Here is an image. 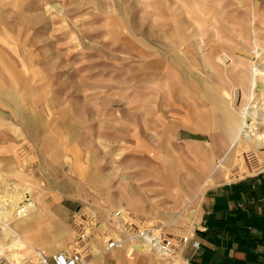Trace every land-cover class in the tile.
I'll return each mask as SVG.
<instances>
[{
  "label": "rangeland",
  "instance_id": "374dc122",
  "mask_svg": "<svg viewBox=\"0 0 264 264\" xmlns=\"http://www.w3.org/2000/svg\"><path fill=\"white\" fill-rule=\"evenodd\" d=\"M254 12L260 17L253 19ZM263 19L264 0H0V103L27 123L44 161L39 169H0V264H38L39 253L59 250L82 252L86 264L95 253L107 258L102 264H189L184 252L187 246L199 252L194 243L201 244L207 189L228 181L222 168L232 174L242 168L235 159L221 161L211 184L201 180L194 166L203 159L184 153L192 143L173 127V96L203 84L201 93L211 97L198 105L236 109L241 118L249 96H236L235 88L248 91L255 50L239 35L250 31L264 40ZM217 62L221 68L212 73ZM223 126L228 132L224 118ZM140 167L149 174V211L125 206L126 191L138 193ZM260 170L264 162L251 174ZM35 179L41 185L33 186ZM11 195L19 206L29 201L30 246L40 252L11 246L6 231L25 242L16 224L30 215L16 211L7 225ZM115 209L161 225L175 246L181 243L176 255L163 258L150 247L136 252L141 246L129 240L101 253Z\"/></svg>",
  "mask_w": 264,
  "mask_h": 264
},
{
  "label": "crops",
  "instance_id": "0c3cea01",
  "mask_svg": "<svg viewBox=\"0 0 264 264\" xmlns=\"http://www.w3.org/2000/svg\"><path fill=\"white\" fill-rule=\"evenodd\" d=\"M239 37L244 40L240 35ZM226 59L221 58L223 63L228 65L225 61L229 58ZM220 64L219 62L216 63V66L212 68V73L221 68ZM198 85L200 86L197 88H192L193 86H189L187 89L182 88L181 91L183 93H174L173 96L174 118L176 119L173 127L178 130V138L192 143L185 146L188 149L184 148V153L193 154L197 158L196 162L198 160V163L202 162L201 159L204 161L203 164L194 166V169L200 172V177H202V179H192L191 186L195 187L199 184V179H207L205 183L211 184L216 177L215 174L221 172L217 165L219 162L224 161L234 145L240 119L239 112L236 109L225 108L227 110L224 112V108L221 106L206 107L205 105H198L207 102L211 97L209 96L207 99L208 95L201 93L206 88L203 84ZM215 89L222 90L224 97L228 94V90L225 87L221 89V86L216 85ZM184 91H188V93H184ZM216 99H219L217 95ZM186 102H188L187 105H185ZM193 102L195 105H193ZM223 118L230 128L228 132L231 134V143L228 149L230 136H228V132L223 126ZM28 135L29 128L27 123L15 120L6 111L1 102L0 169L28 171L31 168L32 170L33 168H43L44 161L40 157L41 153H38L36 148L31 145ZM226 149L227 151L225 152ZM224 152V156L212 167L214 157H219ZM145 170L142 167L137 169L140 173L135 174L134 178L138 193L132 197V194L126 191L127 205L125 206L149 211L147 202L151 191L149 189L150 179L148 173L142 172ZM32 182L33 186L41 185L38 184L39 182L36 179L32 180ZM27 199L30 200L31 198L27 197ZM30 203L33 204L32 201ZM117 210L121 209L112 210V214ZM32 215L30 212L27 218L21 219L16 224L22 236L25 237L26 250L31 248V254L43 250L30 246L32 245L31 242L33 243V239L28 228L32 226ZM65 217L62 216V219L66 220ZM202 218L204 226L203 230L199 232L201 235L199 252L193 251L191 246H187L184 252V255L190 261L189 264H264V170L237 180L216 182L206 191L203 200ZM20 223L22 225H19ZM42 246L40 245V247ZM46 247L49 249L51 246L48 245ZM136 250V252L144 251L140 248H136ZM119 252H112V257H117L116 254H119ZM54 254L49 253L48 255L46 252L44 253L50 259L53 258ZM99 254H92L89 264H102L107 259L104 256L99 257ZM122 261L118 260L120 264ZM124 264H133V261L126 259Z\"/></svg>",
  "mask_w": 264,
  "mask_h": 264
},
{
  "label": "bare ground",
  "instance_id": "6f19581e",
  "mask_svg": "<svg viewBox=\"0 0 264 264\" xmlns=\"http://www.w3.org/2000/svg\"><path fill=\"white\" fill-rule=\"evenodd\" d=\"M255 13L256 12H254L253 14L252 17L253 19L260 17ZM241 37L244 40L246 39L247 42L254 44L252 46L253 49L255 50V55L253 57L254 58L253 66H252L253 70L251 76L250 75L245 76V80L247 79V82H249V84L248 83L246 84L248 85L247 87L248 91H246L242 87L235 88V94L236 96L238 95L240 98L242 96L244 97L246 92H248L249 102L245 104L243 102L242 105L240 106L242 115L241 118L239 119L238 134L235 138L233 148L230 150V152L224 159L225 163L223 164L224 166H227V164L229 165L231 160L235 159L237 163L241 165L242 169L232 174V172L231 173L230 171L227 172L228 170L225 171V169L222 168L221 170L225 172L224 177L228 181H232L233 179L244 177L247 174H251V172L253 173V171L256 172V170H258V168L261 167V165L264 162V158L262 157L264 151H261V149L264 148V130H263L264 129V66L262 65V63H264V46H262L264 40L258 39L256 37L255 32H250V31L248 33L244 31V34L243 36L241 35ZM258 60H260L261 63H258ZM242 139L251 142L252 144H254V147H250V145L244 143ZM249 162L253 163V167L248 166ZM255 162L257 163L255 164ZM30 207L31 206L29 204V201L25 205L19 206L17 198L11 195V203L6 213V217H8L7 225L9 226L12 220L16 218L13 217L16 211H17V217L19 218L27 217L31 212ZM6 232L8 236H10L11 238L12 247L16 249H23L26 247L27 243H25L23 239L20 238L21 236L18 237L9 228ZM140 249L148 251L150 248L148 246H141ZM182 263L187 264L188 262L187 260H183Z\"/></svg>",
  "mask_w": 264,
  "mask_h": 264
},
{
  "label": "built area",
  "instance_id": "2783aa9c",
  "mask_svg": "<svg viewBox=\"0 0 264 264\" xmlns=\"http://www.w3.org/2000/svg\"><path fill=\"white\" fill-rule=\"evenodd\" d=\"M134 215L136 214L127 213L123 210H117L113 214L112 212L110 213L111 219L105 221L107 229L102 235L103 246L101 251L123 248L129 240L133 245L150 247L163 258H170L173 255H176V249L181 247V243L175 246L176 244L167 236L161 225L148 220L142 221V219L138 222L136 219L137 215ZM128 223L133 224L134 228H129ZM89 226H92V224H87L88 228ZM83 238H90V233L87 231L84 232ZM186 238L187 237L184 238V241L187 242L188 239ZM194 245L199 248L201 244L199 241H196ZM82 254V252L78 253L75 250H60L53 255L52 259H50L44 254L39 253L38 264H86V259Z\"/></svg>",
  "mask_w": 264,
  "mask_h": 264
}]
</instances>
